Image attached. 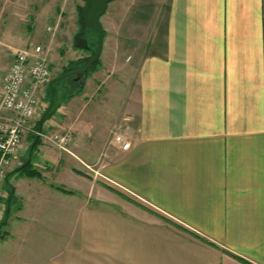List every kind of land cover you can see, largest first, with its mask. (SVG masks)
<instances>
[{
  "label": "crops",
  "instance_id": "1",
  "mask_svg": "<svg viewBox=\"0 0 264 264\" xmlns=\"http://www.w3.org/2000/svg\"><path fill=\"white\" fill-rule=\"evenodd\" d=\"M112 21L113 49L105 36L85 75L106 72L101 100L86 81L60 104L67 189L11 183L64 203L34 214L67 241L49 264H264V0H114Z\"/></svg>",
  "mask_w": 264,
  "mask_h": 264
},
{
  "label": "rangeland",
  "instance_id": "2",
  "mask_svg": "<svg viewBox=\"0 0 264 264\" xmlns=\"http://www.w3.org/2000/svg\"><path fill=\"white\" fill-rule=\"evenodd\" d=\"M85 2V0H10V6L5 9L3 0H0V86L2 85L3 77L10 68L14 53L38 44H45L49 48L50 79L62 74L66 69L79 68V61L90 56L89 51L79 49L73 40L79 29L76 8L79 6L83 7ZM108 7L106 14L101 19L104 32L106 33V52H108V49L109 52L113 49L111 39L114 32V23L112 21L113 2L109 3ZM51 26L52 28L58 26L55 33H53L54 31L51 33L47 31ZM86 37L87 44L95 39L94 34L91 32ZM105 60L108 62L107 59ZM100 62L101 60L99 59L98 65ZM105 74L106 72L103 71V74L99 76L97 74L98 77L96 76V78L91 80L84 76V83L86 81H89V83L85 91L81 92V95L88 94L93 99V103L101 100L102 96L96 95L94 88H96L97 82H100ZM87 76L90 77L89 74ZM74 77L77 76L75 74L67 76L53 86L55 90L53 108L51 115L46 118L42 127V132L47 138L67 131L63 121H60L57 116L61 115L63 111L64 104L60 105L61 102L79 89L78 85L82 76L76 80ZM37 98L38 107L35 125L49 104L50 99L47 87L41 89ZM97 111L98 109L95 108L92 110V107L87 108L83 117H91L95 120L93 126L96 125L101 129V123L97 122L100 118L97 117L100 109L98 113ZM47 138L39 139L40 143L31 152V134L27 136L26 140L23 137L17 151L15 165L6 170L5 180H7L4 181L5 183L0 188V224L2 220L3 222L5 221V224L0 226V234L6 233V236L0 240V264H49L50 259L55 254V249L59 250L62 245L67 244L65 239L60 241L57 237L53 238L54 233L48 230V227L52 226L50 222H44L45 225H42V223L38 222L40 220L34 217V214L48 215L51 213V204L54 209L60 210L63 207L64 203L54 198L55 193L51 189L36 187L35 190L29 192L26 191L28 190L27 187L25 190L17 188L20 194L24 193L21 198L11 192V186L20 187L21 182H24L25 185L26 182L30 181L41 183L52 189H59L60 187L65 189L69 185V177L63 169H67V167L61 165L60 161H58L61 156L58 152H65L54 147ZM24 141H26V144ZM71 142L67 145V149ZM28 161H30L31 168L39 173L41 179L21 176L18 173V167ZM42 199L43 201H40ZM22 201H25L26 204L28 203L27 211L29 212L26 213L30 214L29 216L27 214L19 215L17 209H15L18 205L22 206ZM6 207L9 210L8 216L5 214ZM19 216L23 218H19ZM27 219L33 221H27ZM77 241V238L73 239L72 243H74V246H77Z\"/></svg>",
  "mask_w": 264,
  "mask_h": 264
},
{
  "label": "built area",
  "instance_id": "3",
  "mask_svg": "<svg viewBox=\"0 0 264 264\" xmlns=\"http://www.w3.org/2000/svg\"><path fill=\"white\" fill-rule=\"evenodd\" d=\"M57 26L49 27L55 33ZM52 33V36H53ZM49 48L38 44L14 53L8 72L0 86V188L5 181L9 161L17 154L23 137L28 134L47 137L34 128L38 107V94L50 81ZM61 151L68 152L71 141L68 132L47 138ZM112 141L121 150L130 148L128 135L120 132L112 134Z\"/></svg>",
  "mask_w": 264,
  "mask_h": 264
},
{
  "label": "water",
  "instance_id": "4",
  "mask_svg": "<svg viewBox=\"0 0 264 264\" xmlns=\"http://www.w3.org/2000/svg\"><path fill=\"white\" fill-rule=\"evenodd\" d=\"M114 0H86L85 5L79 10V29L74 36V41L76 42L78 47L87 48L89 44H87V34L89 32L93 33L95 36V45L92 48L93 51L89 57H87L81 68L73 69L54 77L48 84V88L50 89V100L48 107L44 114L40 118V126L39 131H41V127L43 124V119L45 115L49 112L52 107L53 103V94L51 91V85L55 81H59L67 76L75 74L77 78H80L91 68L93 67L96 62L98 61L103 47V37H104V30L101 25V17L104 15L109 3L113 2ZM81 77V78H82ZM82 85V82H80Z\"/></svg>",
  "mask_w": 264,
  "mask_h": 264
},
{
  "label": "trees",
  "instance_id": "5",
  "mask_svg": "<svg viewBox=\"0 0 264 264\" xmlns=\"http://www.w3.org/2000/svg\"><path fill=\"white\" fill-rule=\"evenodd\" d=\"M86 1V0H85ZM86 3V2H85ZM82 7H77L76 8V10H77V14H78V23H79V10L81 9ZM104 37H105V33H104ZM103 37V38H104ZM74 40V39H73ZM75 42V41H74ZM94 45H95V39H94V41L93 42H91V43H89V46L87 47V48H81V47H78L79 49H84V50H87V51H89V53H90V55H91V53H92V51H93V47H94ZM91 46V47H90ZM86 58H84V59H82L81 61H79V65H80V67L79 68H81V66H82V64H83V62H84V60H85ZM98 62H99V59H98V61L96 62V64L93 66V67H91L87 72H86V74H88L89 72H91V71H93V70H95L96 68H97V66H98ZM73 69H75V68H73ZM76 69H78V68H76ZM69 70H71V69H66V71L65 72H67V71H69ZM65 72H63V73H65ZM56 82H58V81H55V82H53L52 83V85H51V91H52V94L54 95L55 94V90H54V84L56 83ZM82 82H83V80H82ZM79 86V91L83 88V85L82 86H80V85H78ZM47 89H48V87H47ZM48 96L50 97V89H48ZM52 108H53V106H52ZM52 108L50 109V111L45 115V117H44V120H43V124H44V121L46 120V118H48V116H50L51 115V111H52ZM39 126H40V119L37 121V123H36V125H35V128L38 130L39 129ZM32 137V143H31V146H32V149H31V152L33 151V149H34V147L39 143V138H36V136L34 135V136H31ZM18 173L21 175V176H27V177H29V178H36V179H41V177H40V175H39V173L38 172H36L34 169H32L31 168V166H30V161H28V162H25L24 164H22L20 167H18ZM100 184L101 185H103V186H105L107 189H109L110 191H112V192H115L116 194H118V195H120V196H123V197H125V198H127L128 200H130V201H132V202H134L135 204H138V205H140V206H143L144 208H146V209H149V208H147L146 206H144L142 203H140V202H137L135 199H133L131 196H129V195H127V194H124L123 192H121L119 189H117L116 187H114V186H112V185H108V184H105V183H102V182H100ZM63 192H65V193H68L67 191H63ZM151 210V209H150ZM8 212H9V210H8V207H6L5 208V214H6V216H8ZM157 214V213H156ZM159 215V214H158ZM6 218V217H5ZM167 221H169V222H171L170 221V219H168L167 217H164ZM3 223V224H2ZM2 223L0 224V226H3L4 224H5V221L3 222V220H2ZM178 226V225H177ZM178 227H180V226H178ZM6 236V233H2V234H0V240H2L4 237Z\"/></svg>",
  "mask_w": 264,
  "mask_h": 264
},
{
  "label": "flooded vegetation",
  "instance_id": "6",
  "mask_svg": "<svg viewBox=\"0 0 264 264\" xmlns=\"http://www.w3.org/2000/svg\"><path fill=\"white\" fill-rule=\"evenodd\" d=\"M73 82V81H72Z\"/></svg>",
  "mask_w": 264,
  "mask_h": 264
}]
</instances>
